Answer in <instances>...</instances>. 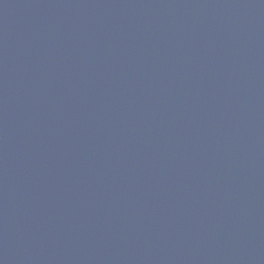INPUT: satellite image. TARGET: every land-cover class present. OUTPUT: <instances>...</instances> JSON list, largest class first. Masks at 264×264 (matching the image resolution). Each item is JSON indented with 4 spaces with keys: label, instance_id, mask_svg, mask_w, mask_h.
<instances>
[{
    "label": "water",
    "instance_id": "water-1",
    "mask_svg": "<svg viewBox=\"0 0 264 264\" xmlns=\"http://www.w3.org/2000/svg\"><path fill=\"white\" fill-rule=\"evenodd\" d=\"M0 264H264V0H0Z\"/></svg>",
    "mask_w": 264,
    "mask_h": 264
}]
</instances>
